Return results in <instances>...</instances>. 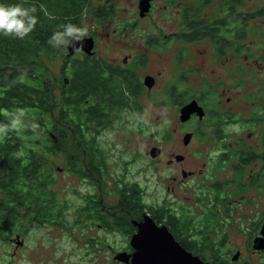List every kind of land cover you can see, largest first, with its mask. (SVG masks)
<instances>
[{
	"label": "flooded vegetation",
	"instance_id": "1",
	"mask_svg": "<svg viewBox=\"0 0 264 264\" xmlns=\"http://www.w3.org/2000/svg\"><path fill=\"white\" fill-rule=\"evenodd\" d=\"M154 1H151L152 5ZM169 1L177 3L174 11L176 16L181 19L194 17V0H187L186 8L183 6V0ZM229 2L230 4H226L222 11L225 12L224 17L233 18L234 21L233 24L231 22L223 28L225 42L221 47L219 60L221 75L215 83L220 87V91L216 93L213 90L214 86L208 82H206L208 85L206 88L202 87L199 90V96H202L208 105L200 102V97L191 92L194 95H190L188 101L196 100L203 108L204 115L199 118L198 115L192 114L188 120L180 121L183 124L195 122V125L189 128L191 130L183 133V138L185 134L191 133L188 142H182L185 151L190 149V143L195 138L200 144L205 141L204 144L208 148L202 153L201 167L197 170H186L181 167L180 179L172 176V179L181 183L180 186L183 188H185L184 179L187 177H193L195 180L202 179L204 192L212 193L214 198L215 194H221L223 198L219 199L225 202L223 205H203L205 209L197 212L200 219L195 221L190 213L191 206L143 204L138 194L140 203H128L131 199L136 200L135 196L130 198V192H142L143 189L139 183L130 189L127 182H122L123 179H117L114 184L115 188L112 191L120 192L121 196L118 197L117 202H113L106 193L108 190L104 188L106 184L101 181L106 169L101 167L104 160L97 159L100 148L96 142V134L99 131L90 127L94 122L88 126L83 122L79 124L78 129L81 134L76 142L75 163L72 169L81 173L80 179H86L87 194L82 195L83 203L77 205V209L74 210L75 218L71 221L62 214L63 209H58L57 206L55 208L53 205L49 207L60 213L52 221L59 223L68 237L75 233L82 242L80 245H87V253H92V246H96L97 250L104 254L106 264H133L132 259L136 252H140L141 259L153 257L159 253H163L161 255L168 259H175L180 250L175 248L178 246L187 253L184 256L181 252V255L189 257L182 264H192L195 261H201V264H264V235L261 232L264 224V204H253L257 194L264 192V77L248 76L249 71L252 73V68L257 74L258 70L255 68L264 67V57L254 54L251 50L252 46H256L264 51V30H244L243 0H229ZM167 6V4L164 5V7ZM185 9H187L186 13H184ZM258 9L254 13H257ZM249 12L250 15L253 14L252 11ZM193 32L194 30H177L173 36H169L165 30H160V33H154V35L147 33L141 47H138L139 51L125 54L121 61L114 62L99 55L97 44L99 32L92 30L87 33L85 37L92 36L94 39L93 54L90 56L102 57L103 63L117 68L123 74H134L138 82L139 87L135 88L133 93L126 87L124 94L130 103L127 99V103L121 105L123 108L116 110L117 116L122 115L128 107L136 108L138 111L142 109L141 98L146 91V85L142 81L149 74H145L141 81L136 71L145 64L147 58L145 50L158 52L162 51V47L169 49L174 43L173 40H176L182 48L190 45L186 43L183 35ZM133 35L136 34L133 33ZM247 49H250L249 56L243 55L244 50ZM177 50V53H182L184 49ZM75 53L85 54L81 49ZM185 57L183 55L181 58L179 55L180 60ZM188 58H191V55H188ZM178 61L175 63L178 64ZM259 64L263 65L253 66ZM189 72L186 68L179 76H190ZM62 77L64 78L63 75ZM155 79L156 76H154ZM212 97H218L216 103L210 102L209 99ZM183 104L178 106V110ZM114 115L112 113L113 117ZM112 116H108V123L111 122ZM202 123L204 126H201ZM137 127L141 129L140 123ZM89 128L96 130L92 139L84 137V130ZM226 128L234 130L227 131ZM171 136V134H165L167 139L172 138ZM138 138L141 139V137ZM44 145L48 146L47 142ZM152 147L159 148V153L155 157L150 155ZM152 147L145 153L156 161L162 149L161 146ZM193 150L197 152L198 148ZM84 153L87 155L85 156ZM186 156L177 153L174 156L175 160L170 159L169 164L181 165ZM91 192H100V195ZM49 195L50 198H57L56 192H51ZM222 213L225 220L218 219ZM43 223H38L36 227ZM69 226L73 230H68ZM244 226L248 227L247 232L243 230ZM16 236L20 237L19 234ZM117 244L120 246L116 248ZM259 244L263 247H258ZM94 254L99 255L96 250ZM119 256L124 260H121ZM142 264L153 263L146 261Z\"/></svg>",
	"mask_w": 264,
	"mask_h": 264
},
{
	"label": "rangeland",
	"instance_id": "2",
	"mask_svg": "<svg viewBox=\"0 0 264 264\" xmlns=\"http://www.w3.org/2000/svg\"><path fill=\"white\" fill-rule=\"evenodd\" d=\"M219 2L220 0H213L210 6L201 11V15L210 17L215 14L213 9H215V4L219 5ZM165 4L168 6L164 7ZM151 5L152 2H150L149 10L140 16L139 0H89L86 11L80 17L79 25L85 27L87 33L92 30L99 32L97 40L99 55L110 62L121 61L125 54L140 50L138 47H141L147 33L154 35V33H160V30H165V33L173 36L177 30H186L183 19L174 14L176 2L155 0ZM193 5L200 6L196 0L193 1ZM263 5L264 0H243L244 30H264V15L258 16V13H254ZM183 6L187 7V1H184ZM95 9L102 11L103 15L94 14ZM249 11H252L253 14L250 15ZM114 30L116 31L114 32ZM133 33L136 35L134 36ZM173 41L174 43L169 49L162 48V51L158 52L145 50L147 54L145 64L136 72L139 73L141 81L147 73L153 75V78L156 76V79L154 80L155 85L153 84L150 88L145 87V95L141 98L142 109L138 111L136 108L128 107L122 115L112 116L111 122L108 123L107 119H104L102 126L95 122L90 127L98 129L99 133L96 134V130L89 128V130H84V137L92 139L96 134V142L100 148V152H97V159L104 160L101 167L106 169L101 181L106 184L104 188L108 190L106 193L109 194L108 197L113 202H117L118 197L121 196L120 192L112 191L115 188L114 184L117 179H123L122 182H127L130 189L139 183L143 191L131 193L138 194L143 204L191 206L193 211L190 212L191 215L195 221H199L200 216L197 215V212L205 209L203 205L220 206L225 202L222 199L214 201L212 193L204 192L202 179L195 180L193 177H187L184 179L185 188L180 186L181 183L172 179V176L180 179L181 167L186 170H197L201 167L202 153L208 147L204 144L205 141L200 144L195 138L190 143L189 150L183 149V133L191 130L189 128L195 125V122L190 121L187 124L180 122L179 107L173 106L171 100L167 99L166 92L171 85L178 84L176 81L181 76L179 74L188 68L190 76L183 75L184 84L179 87V89L186 88L188 90L187 98L194 95L192 93L199 96V90L205 87L206 82L214 86L213 90L218 93L220 87L215 83L221 75V66L219 61L215 60L212 47L207 39L182 48L176 40ZM184 48L189 50V53H184V51L180 53L181 58L183 55L186 57L179 60L177 49L183 50ZM251 50L254 54L264 57V51L259 47L252 46ZM249 54L250 49L244 50L243 55L249 56ZM188 55H191V58H188ZM102 57L101 59H103ZM177 60H179L178 64L175 63ZM46 64L56 77H62L61 72L65 63L59 55L53 60L46 59ZM260 65L263 64L253 66ZM260 67L255 68L258 70L257 74L252 68V73L249 71L248 76L264 77V67ZM51 79L54 81L55 77H51ZM142 82L144 83V80ZM56 91L59 93V88H56ZM58 104L60 106V103ZM59 109V107L55 109L56 117L60 115ZM22 112L24 115L20 122L13 126L19 129L25 137L26 134L32 132H35L36 137H40L38 127H32V122H36L33 112L27 109ZM73 116L75 117V114ZM79 116L82 119L80 122L88 126L84 122L85 112L82 111ZM24 117H30L32 122H28ZM51 120L49 116L43 120V125L46 124L43 129L44 133L52 126ZM139 123L141 129L137 127ZM201 126L204 124L202 123ZM226 130L234 129L226 128ZM165 134H171L172 138L167 139ZM67 143L76 148V141L72 136H69ZM29 145V143H25L24 147ZM154 145L161 146L162 149L156 161H153L152 157L145 153ZM194 148H198L197 152H194ZM87 153H84L85 156ZM177 153L187 155L184 163L181 165L169 164L170 159L175 160L174 156ZM51 158L54 157L51 156ZM51 163L54 166L55 180L52 179L48 192L44 194L46 204L63 209L62 214L71 221L75 218L74 210L77 209V205L83 203L82 195L87 194L86 179H80L81 173L72 169L75 163L74 159L66 158L61 153H58L53 161H49L50 166ZM59 167L61 170H57ZM51 192H56L57 198H50ZM91 193L98 195L100 192ZM251 195L254 198L253 193ZM263 201L264 192L257 194L253 204H264ZM218 219L225 220L223 213ZM44 222L35 229L29 230L28 233L18 231L6 241L0 242V264H106L104 254L99 252L96 246H92V253L89 254L86 250L87 245L81 246L82 242L79 241L75 233L68 237L59 223L50 219ZM240 229L242 230V227ZM68 230L73 229L69 226ZM243 230L247 232L249 229L244 226ZM16 234H19L21 239L15 240L17 239ZM11 238L13 239L11 240ZM119 246V244L115 245L116 248ZM95 250L99 255L94 254Z\"/></svg>",
	"mask_w": 264,
	"mask_h": 264
},
{
	"label": "trees",
	"instance_id": "3",
	"mask_svg": "<svg viewBox=\"0 0 264 264\" xmlns=\"http://www.w3.org/2000/svg\"><path fill=\"white\" fill-rule=\"evenodd\" d=\"M196 1L200 6L194 7V17L182 18L186 30L194 32L183 35V38L188 44L207 39L215 60L219 61L225 42L223 28L234 21L224 17L225 12L221 9L224 10L230 2L220 0L213 9L215 14L208 17L201 15V11L213 0ZM4 2L35 5L38 20L35 28L23 39L0 35V127L7 125L6 131H0V242L18 231L28 233L38 223L48 219L52 221L59 215L46 204L44 196L49 183L55 180L54 166L52 163L50 166L49 161L55 159L59 152L66 158L74 159L76 148L67 141L69 136L76 142L79 139L81 132L78 128L82 120L79 114L85 112L86 124L96 122L100 125L104 119L108 122V116L114 115L116 110L123 108L121 105L127 103L126 87L131 93L139 87L134 74H123L117 68L107 66L100 57L94 58L85 52L68 56L65 47L56 48L48 43L51 34L62 24L70 21L79 25L89 0ZM257 13L258 16L264 15V5ZM94 14L103 15V12L95 9ZM183 51L189 53L186 48ZM57 55L65 63L61 73L68 79L66 82L63 77H56L46 64V59L53 60ZM51 77H55L54 81ZM183 80L180 76L176 81L178 84L167 88V99L173 106L178 107L188 101V90L179 89L184 84ZM207 86L205 84L203 89ZM56 88H59V93ZM199 97L200 102L208 105L202 96ZM217 99L212 97L209 100L216 103ZM57 107L60 108L59 117L55 115ZM25 109L35 115L40 137H36L35 132L25 137L11 124L12 114ZM48 116L52 119V126L44 133L46 124L43 125V120ZM24 118L32 122L30 117ZM45 142L49 147L44 145ZM25 143L30 145L24 147ZM130 194V198L135 196L136 200L131 199L128 203H140L137 194ZM219 198L223 196L215 194V199Z\"/></svg>",
	"mask_w": 264,
	"mask_h": 264
},
{
	"label": "clouds",
	"instance_id": "4",
	"mask_svg": "<svg viewBox=\"0 0 264 264\" xmlns=\"http://www.w3.org/2000/svg\"><path fill=\"white\" fill-rule=\"evenodd\" d=\"M35 5L25 6L23 3H5L0 0V35L13 36L23 39L36 26L38 17ZM87 35V29L76 23L67 22L54 31L48 39L53 47H65L74 45ZM24 113L19 111L12 114V125L18 124ZM33 128L38 125L33 122ZM7 125L0 127V131H6Z\"/></svg>",
	"mask_w": 264,
	"mask_h": 264
},
{
	"label": "water",
	"instance_id": "5",
	"mask_svg": "<svg viewBox=\"0 0 264 264\" xmlns=\"http://www.w3.org/2000/svg\"><path fill=\"white\" fill-rule=\"evenodd\" d=\"M151 1L152 0H139V14H140V16H143L149 10ZM93 48H94V39L92 36H89V37H83L81 41H76L74 45L67 46L66 49H67V55L71 56L78 49H81L83 52L91 55V54H93ZM67 80L68 79L65 77L64 81L66 82ZM144 84L150 88L154 84V78L150 75L146 76L144 78ZM192 114L198 115L199 118H202L204 115L203 108L198 104V102L196 100H191V101H188L185 104H183V106L179 110V120L184 122V121L188 120ZM190 137H191V133L185 134L184 142L187 143L188 140L190 139ZM158 153H159L158 147H152L150 149V155L152 157H155ZM164 230L166 231V229H164ZM261 232L264 235V224L262 226ZM137 236H139V235H137ZM16 237H17V239H15V240L20 239L19 236H16ZM18 242H20V241H18ZM173 242H174V240H173ZM135 246L137 247V245H135ZM176 246H178V245L176 244ZM258 247H263V245L259 244ZM175 248L180 249L178 252V255L175 259H168L167 257L161 255L163 253H161V254L159 253L153 257L149 256L147 258L141 259L139 256L140 252H136L134 254L133 259H132V263L133 264H142V263H145L147 261L148 263H153V264H177V263L182 264V263L186 262L187 258H189V257H187V258L183 257L181 255V252H183L184 256H186L187 253L179 246L175 247ZM119 258L121 260H124L120 256H119ZM192 264H201V261H195Z\"/></svg>",
	"mask_w": 264,
	"mask_h": 264
}]
</instances>
